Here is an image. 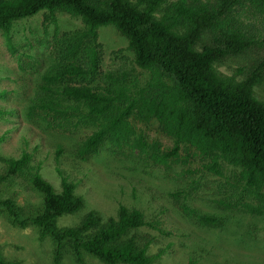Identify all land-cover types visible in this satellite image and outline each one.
<instances>
[{
  "label": "trees",
  "instance_id": "obj_1",
  "mask_svg": "<svg viewBox=\"0 0 264 264\" xmlns=\"http://www.w3.org/2000/svg\"><path fill=\"white\" fill-rule=\"evenodd\" d=\"M57 12L79 17L82 27L55 38L30 113L90 120L95 131L74 147L78 159L96 153L106 140L124 142L134 133L133 123L156 120L173 146L150 153L153 163L168 166L187 148L189 157L196 151L207 160L202 171L220 176L224 160L240 170L255 197L246 211L264 215V101L254 97V88L264 85V55L240 82L215 70L228 57L264 48V0H0V30L9 33L17 21L39 13L55 23ZM106 26L117 29L135 64L149 72L144 86L131 84L121 71H102L98 29ZM138 146L145 150L141 140ZM63 152L58 146L56 157ZM33 161L28 153L4 160L0 186L27 181L42 196L41 207L26 215L5 200L0 208L14 225H32L42 238L52 239L54 264L65 252L79 264L83 254L104 264H152L137 238L140 229L151 226L139 209L120 206L107 220L89 212L79 225L58 228L59 218L79 213L85 202L60 168L57 192ZM187 215L203 227L225 224L214 215ZM0 264L16 263L0 256Z\"/></svg>",
  "mask_w": 264,
  "mask_h": 264
},
{
  "label": "rangeland",
  "instance_id": "obj_2",
  "mask_svg": "<svg viewBox=\"0 0 264 264\" xmlns=\"http://www.w3.org/2000/svg\"><path fill=\"white\" fill-rule=\"evenodd\" d=\"M54 22L45 21L44 13H39L17 21L9 33L0 30V174L4 160L28 153L33 164L40 165L42 176L60 192V168L85 206L75 215L59 218L58 228L79 225L89 212L107 220L117 216L120 206L141 210L151 226L140 229L137 238L141 247L147 246L152 264H264V215L246 211L245 206L256 200L239 178V169L221 160L222 175L202 171L207 160L196 151L189 157L187 148L168 166L156 165L150 153L173 146L156 120L135 122L134 133L124 142L117 145L106 140L96 153L78 159L74 147L95 131L90 120H52L28 111L51 61L55 38L82 27L81 19L68 12H57ZM98 43L102 71L118 70L131 84L145 85L149 72L135 64L127 40L114 26L98 29ZM263 55L264 48H254L226 58L215 70L240 82ZM254 97L264 101L263 84L254 88ZM58 146L64 152L56 157ZM5 200L30 215L41 207L42 196L27 181L17 179L0 186V201ZM190 212L221 217L225 224L222 228L203 227L187 215ZM55 250L50 237L42 238L32 225H14L0 208V256L4 261L54 264ZM83 261L104 264L88 254H83ZM60 264L79 263L65 252Z\"/></svg>",
  "mask_w": 264,
  "mask_h": 264
}]
</instances>
